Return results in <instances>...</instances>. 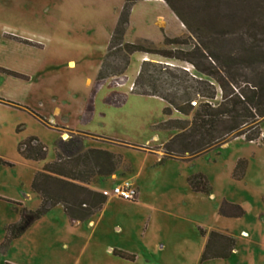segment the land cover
Here are the masks:
<instances>
[{
    "label": "rangeland",
    "instance_id": "rangeland-1",
    "mask_svg": "<svg viewBox=\"0 0 264 264\" xmlns=\"http://www.w3.org/2000/svg\"><path fill=\"white\" fill-rule=\"evenodd\" d=\"M169 1L189 28L175 18L164 0H136L128 13L123 42L174 50L178 55L202 47L223 56L235 55L261 38L257 22L264 1ZM123 3L0 0V68L20 74L15 78L0 72V243L5 225L19 218L12 202L30 210L38 207L39 198L30 184L34 173L55 158L59 138L78 137L83 148L107 150L123 159L113 174L88 184L106 194L101 210L89 221L71 223L57 204L5 250L0 247V264H264L261 137L247 141L239 136L188 160L160 161L162 144L176 130L161 129L158 123L189 116L173 109L166 116L167 103L160 97L132 91L141 61L182 68L187 75L174 70L172 74L190 83L191 75L210 79L185 61L141 51L130 54L122 71V52L114 47L107 54V49ZM164 37L177 38V43L166 44ZM102 62L104 85L95 90ZM258 71L260 67H253L246 74L253 78ZM166 83L157 82V89L170 92L163 91ZM150 88L145 78L140 79L139 90ZM197 100L201 99L195 95L191 104L196 106ZM218 100L219 96L213 102ZM259 127L264 135V119ZM29 136L46 147L43 160L19 154L18 144ZM239 159L246 167L242 178L235 179L232 172ZM198 172L206 177L210 195L189 188L186 178ZM125 182L136 190L132 199L111 193ZM222 199L241 206L243 215H219ZM210 230L232 236L235 248L226 259L200 262ZM113 250L131 255L132 260Z\"/></svg>",
    "mask_w": 264,
    "mask_h": 264
},
{
    "label": "trees",
    "instance_id": "trees-1",
    "mask_svg": "<svg viewBox=\"0 0 264 264\" xmlns=\"http://www.w3.org/2000/svg\"><path fill=\"white\" fill-rule=\"evenodd\" d=\"M135 1L124 0L107 49V54L108 50L114 47L122 52V71L128 65L130 54L141 51L185 61L193 70L210 79L205 80L191 75L192 83H190L184 77L172 74L174 70L187 75V71L182 68L172 69L170 66L146 59L141 61L132 91L139 95L160 97L167 103L163 109L166 116L172 109L183 117L189 116V119L167 118L158 123L161 129L176 130V133L162 144L160 161L167 158L188 160L239 136L247 141H255L261 137L264 145V135L259 127L264 119V12H259L257 31L261 38L257 44L238 50L235 55L229 53L220 56L207 52L208 50L202 47H194L178 55L174 50L148 49L140 43L123 42L128 13ZM164 1L176 18L189 28L188 22L177 8L169 0ZM163 41L166 44H175L177 38L164 37ZM103 64L104 62L96 76L95 90L101 86L100 81L105 79L101 72ZM149 67L154 70H150ZM253 67H260V71L253 78H248L246 70ZM149 71L157 73L148 74ZM0 72L15 78L20 77L19 73L3 68H0ZM121 72L109 75H118ZM143 78L148 81L150 89H138L140 79ZM165 81L167 83L163 84V91L169 90L170 92L167 93L157 89V82L165 83ZM216 89L219 90V95ZM195 95L201 99L195 101L196 106L191 104ZM217 96L219 100L214 103ZM123 97L119 102H122ZM36 117L45 122L37 114ZM83 118H86V114ZM55 146V158L46 162L41 170L34 173L30 184L32 191L39 198L38 207L30 210L20 203L12 202V207L19 218L16 222L5 225V236L0 243L3 250L11 240L23 234L34 221L57 204L61 205L71 223L89 221L104 205L106 194L90 189L88 184L98 177L113 174L123 163L122 157L103 149L83 148L82 139L78 137H69L67 140L59 138ZM17 150L23 158L29 160H43L46 155V147L35 136H29L20 142ZM245 167V161L239 159L233 167L232 177L242 178ZM186 182L193 192L211 194V187L202 173L189 175ZM217 212L224 217H239L244 213L241 206L225 199L218 204ZM200 232L204 233L202 230ZM234 248L235 241L232 236L210 230L199 261L226 259ZM113 253L132 260L131 255L123 252L113 250Z\"/></svg>",
    "mask_w": 264,
    "mask_h": 264
},
{
    "label": "built area",
    "instance_id": "built-area-1",
    "mask_svg": "<svg viewBox=\"0 0 264 264\" xmlns=\"http://www.w3.org/2000/svg\"><path fill=\"white\" fill-rule=\"evenodd\" d=\"M194 105V104H193ZM136 190L132 187L131 184L125 182L121 185H116L112 188L111 193L119 196L122 199H132L134 198ZM105 194V192H103Z\"/></svg>",
    "mask_w": 264,
    "mask_h": 264
},
{
    "label": "crops",
    "instance_id": "crops-1",
    "mask_svg": "<svg viewBox=\"0 0 264 264\" xmlns=\"http://www.w3.org/2000/svg\"><path fill=\"white\" fill-rule=\"evenodd\" d=\"M175 16V15H174ZM176 18V17H175ZM177 19V18H176ZM143 59V58H142ZM104 84L102 83L101 86L97 89L99 90ZM123 97V96H122ZM122 99V98H121ZM90 223V222H89Z\"/></svg>",
    "mask_w": 264,
    "mask_h": 264
}]
</instances>
